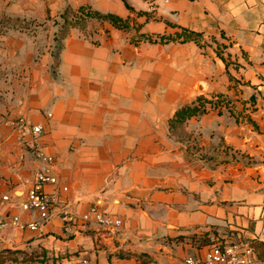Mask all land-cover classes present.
<instances>
[{
    "label": "crops",
    "instance_id": "obj_1",
    "mask_svg": "<svg viewBox=\"0 0 264 264\" xmlns=\"http://www.w3.org/2000/svg\"><path fill=\"white\" fill-rule=\"evenodd\" d=\"M81 7L129 27L90 18L59 38L61 15ZM185 30L200 41H161ZM219 95L228 106L171 127ZM36 148L54 159L44 191L59 200L38 230L0 229V252L184 264L205 250L193 236L264 242V0H0V194L13 201L0 217L40 220L13 194L36 181Z\"/></svg>",
    "mask_w": 264,
    "mask_h": 264
},
{
    "label": "built area",
    "instance_id": "obj_2",
    "mask_svg": "<svg viewBox=\"0 0 264 264\" xmlns=\"http://www.w3.org/2000/svg\"><path fill=\"white\" fill-rule=\"evenodd\" d=\"M41 132V126L33 127L35 136L40 135ZM34 154L42 162L36 175V181L26 193L14 192L13 194L21 197L20 201L14 203L16 206L23 211L37 212L40 220L23 223L18 216L0 217V229L16 226L23 229L38 230L51 218L52 208L58 202L59 196L57 192H45L44 186L56 185L58 182L53 174L54 159L39 148L34 150ZM5 204H13L12 197L8 194H0V210ZM92 213L97 222L106 228L122 225L120 219H113L98 213L96 210H93ZM84 219L88 220L89 216L84 217ZM64 222L65 229H68V224L74 222V217L70 214L66 215ZM204 249L202 253L187 256L184 259V264H264V260L259 257L250 241L235 236H212L211 243L206 245ZM83 263L86 264L87 261Z\"/></svg>",
    "mask_w": 264,
    "mask_h": 264
},
{
    "label": "trees",
    "instance_id": "obj_3",
    "mask_svg": "<svg viewBox=\"0 0 264 264\" xmlns=\"http://www.w3.org/2000/svg\"><path fill=\"white\" fill-rule=\"evenodd\" d=\"M128 8L131 11H134L131 6L127 4ZM139 14H142V12H139ZM62 20L60 23V34L59 38L63 37L67 30L70 27L77 26V25H82L85 23L87 19L90 18H97L100 20H105L109 21L112 23L115 27L118 28H128L129 27V22L128 20H123L113 14H102L96 11L91 10L88 7H81L78 9L76 12L72 11L70 9H66L65 12L61 15ZM202 35L199 33L195 32H189V31H183L181 34H178L176 36H161V41L162 42H169V41H174L178 39H182V41L186 40H195L196 42L200 41ZM58 39V38H57ZM60 40V39H59ZM58 40V41H59ZM224 59V57H222ZM228 65V63H227ZM232 79V77H231ZM230 100L225 96V95H219L215 99H206L203 97H199L196 102H193L192 104L186 105L183 108L179 109L175 117L173 118L171 122V127L176 128L178 126H181L184 124L189 118L193 116L200 115L206 111V106L209 104L212 107H217V106H228ZM192 242L197 245V246H205L211 243V240L207 236H202V237H191ZM252 246L256 249L259 257L264 260V242H259L256 240H251L250 241ZM24 254L28 256V253L25 251H20V250H3L0 252V264H8V262H4V258L6 257L5 255H18V254Z\"/></svg>",
    "mask_w": 264,
    "mask_h": 264
},
{
    "label": "rangeland",
    "instance_id": "obj_4",
    "mask_svg": "<svg viewBox=\"0 0 264 264\" xmlns=\"http://www.w3.org/2000/svg\"><path fill=\"white\" fill-rule=\"evenodd\" d=\"M19 194V192H17ZM211 240V239H210ZM4 262H8V264H43L42 259H38L35 256L24 255H5ZM1 260V259H0Z\"/></svg>",
    "mask_w": 264,
    "mask_h": 264
}]
</instances>
